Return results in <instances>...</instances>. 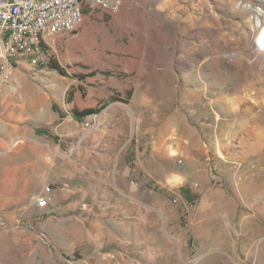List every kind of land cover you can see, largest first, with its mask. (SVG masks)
<instances>
[{"label":"rangeland","instance_id":"rangeland-1","mask_svg":"<svg viewBox=\"0 0 264 264\" xmlns=\"http://www.w3.org/2000/svg\"><path fill=\"white\" fill-rule=\"evenodd\" d=\"M240 1L264 2L86 8L20 59L0 100V264H264V49Z\"/></svg>","mask_w":264,"mask_h":264},{"label":"built area","instance_id":"built-area-1","mask_svg":"<svg viewBox=\"0 0 264 264\" xmlns=\"http://www.w3.org/2000/svg\"><path fill=\"white\" fill-rule=\"evenodd\" d=\"M121 5L122 0H0V85L11 82L13 67L21 58L29 56L34 61L43 58L44 44L49 39L69 32L70 26H81L86 8L117 12ZM246 5L252 11V23L259 29L256 41L260 44L264 12L251 3ZM3 97L4 92H0V100ZM135 173L137 178L148 180L146 174ZM51 190L47 185L46 193ZM173 201L180 202L178 197ZM49 202L47 194L38 198L40 207L48 206Z\"/></svg>","mask_w":264,"mask_h":264},{"label":"bare ground","instance_id":"bare-ground-1","mask_svg":"<svg viewBox=\"0 0 264 264\" xmlns=\"http://www.w3.org/2000/svg\"><path fill=\"white\" fill-rule=\"evenodd\" d=\"M246 4L247 3L242 2V1L239 2V6H241L242 8H247V5ZM254 7H257L259 10H263V12H264V2L261 3V4L254 5ZM79 27L80 26H70L69 27V32L70 31H74V30L78 29ZM259 42H260V44H258V46L261 49H264V25H263L262 34H261V36L259 38ZM14 68L15 67H13V72H14ZM5 86L6 85H0V92H3ZM169 150H170V152H171L172 155L177 154V150L174 147H170ZM220 154H221L222 157H224L221 152H220ZM182 179H183V177L181 175L174 174L173 177H172V179H171V181H172V184H175L176 185L178 183H181L182 182Z\"/></svg>","mask_w":264,"mask_h":264},{"label":"crops","instance_id":"crops-1","mask_svg":"<svg viewBox=\"0 0 264 264\" xmlns=\"http://www.w3.org/2000/svg\"><path fill=\"white\" fill-rule=\"evenodd\" d=\"M140 66H143V65H140ZM6 87V86H5ZM5 89V88H4ZM3 92H4V90H3ZM1 102V101H0ZM185 139V138H184ZM186 140V139H185ZM186 141H188V144L186 145V146H175V148L177 149V150H180V151H182V152H185V154H186V157L188 158L187 159V162H188V164H192L193 162L191 161V158L193 157V154H194V152H193V150L190 148V146H193V140H186ZM178 143H180V141L178 142ZM160 146H161V144H159ZM158 145V146H159ZM158 149H159V147H157ZM170 148V147H169ZM169 148L167 147L166 148V153L168 154V155H170V156H173L172 154H171V152H170V150H169ZM174 174H179V175H181L184 179H185V175H184V173H181V172H174V171H170V174L169 175H174ZM181 191L182 192H184V190L183 189H181Z\"/></svg>","mask_w":264,"mask_h":264},{"label":"trees","instance_id":"trees-1","mask_svg":"<svg viewBox=\"0 0 264 264\" xmlns=\"http://www.w3.org/2000/svg\"><path fill=\"white\" fill-rule=\"evenodd\" d=\"M55 67L61 69L60 66L56 65ZM62 70V69H61ZM89 75H94V72H92L91 74ZM93 113H96V109L95 108H84V109H80V108H74L72 110V114L75 118H77L78 120H81L82 118L88 116V115H91Z\"/></svg>","mask_w":264,"mask_h":264}]
</instances>
